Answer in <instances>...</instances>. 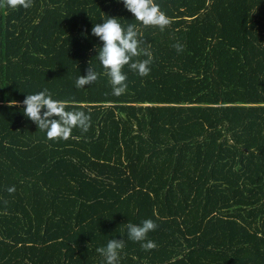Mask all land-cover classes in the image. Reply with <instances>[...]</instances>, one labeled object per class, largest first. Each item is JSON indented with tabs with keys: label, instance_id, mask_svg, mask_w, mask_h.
<instances>
[{
	"label": "trees",
	"instance_id": "1",
	"mask_svg": "<svg viewBox=\"0 0 264 264\" xmlns=\"http://www.w3.org/2000/svg\"><path fill=\"white\" fill-rule=\"evenodd\" d=\"M154 2L163 31L123 0L0 7V264H106L110 239L118 264H264V0ZM107 16L153 56L145 77L124 67L120 96L91 31ZM45 88L90 115L87 132L50 140L23 114ZM146 219L155 230L129 239Z\"/></svg>",
	"mask_w": 264,
	"mask_h": 264
},
{
	"label": "clouds",
	"instance_id": "2",
	"mask_svg": "<svg viewBox=\"0 0 264 264\" xmlns=\"http://www.w3.org/2000/svg\"><path fill=\"white\" fill-rule=\"evenodd\" d=\"M33 0H0V7H10L13 9L32 7ZM124 7L130 11L136 21L144 27H158L163 31L172 23L166 13H164L154 0H123ZM102 23H95L92 34L103 42L98 49V59L104 69V75L109 78L112 86V94L122 95L127 89V76L123 72L125 66L138 72L141 77L150 73L149 65L153 62V56L148 48L141 46V33L134 23L122 26L116 17H103ZM176 51L182 52L184 46L180 43L173 45ZM147 59H134L140 56ZM99 74L92 66L87 69L86 75H79L75 81L77 88L92 84L98 79ZM23 114L38 125V129L46 131L47 138L68 139L71 130L79 127L83 132H87L90 127L91 117L82 110H67L69 102L55 100L47 88L35 94H28L23 100ZM18 102L11 100L8 106L17 105ZM43 110V112H42ZM15 188H8V192H14ZM128 238L142 242L147 238L150 231L155 230L157 225L151 219L142 221L140 225L127 224ZM144 250H151L156 247L155 242L148 240L142 243ZM124 248L123 239H110L106 247L97 248V252L105 258L106 264H118L120 250Z\"/></svg>",
	"mask_w": 264,
	"mask_h": 264
}]
</instances>
